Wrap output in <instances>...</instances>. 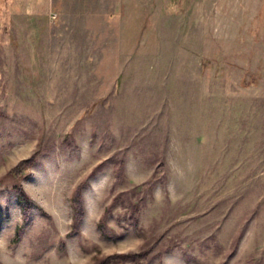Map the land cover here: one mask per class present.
Instances as JSON below:
<instances>
[{"label":"rangeland","instance_id":"obj_1","mask_svg":"<svg viewBox=\"0 0 264 264\" xmlns=\"http://www.w3.org/2000/svg\"><path fill=\"white\" fill-rule=\"evenodd\" d=\"M142 251L264 264V0H0V264Z\"/></svg>","mask_w":264,"mask_h":264},{"label":"trees","instance_id":"obj_2","mask_svg":"<svg viewBox=\"0 0 264 264\" xmlns=\"http://www.w3.org/2000/svg\"><path fill=\"white\" fill-rule=\"evenodd\" d=\"M34 163H35V160H32V159H27L23 162H20L16 167H14L10 171V174H13L15 176H23L25 171L28 170V168L31 167V165H33ZM94 171L95 170L93 169L92 173H94ZM29 175H30L29 172H26L24 177H28ZM12 189L15 193L17 203L20 207V211H21V214L23 216V222H24V220H27V217H28L30 210H31V200H30L29 196L25 193L21 184L13 185ZM80 189H81L80 185L76 186L73 193L71 194V204H72V229H71V232L76 231V229L78 227L77 225L81 219L82 212H83ZM108 209L109 208H107V210ZM101 224H103L102 218L100 219L101 233L103 235H108L105 232L104 227ZM133 226L136 227L135 224H133ZM20 229H21V227H20ZM20 229L18 227L16 228L15 239H17V237H19ZM112 259H116L120 262L125 261V260H129L133 264H141L143 262L146 263L144 260L147 259V252L142 251V252H137V253H124V254L123 253H116V254H112V255L108 256L107 258H105L104 260H102L100 264H108V262L111 261ZM140 261H143V262H140Z\"/></svg>","mask_w":264,"mask_h":264}]
</instances>
